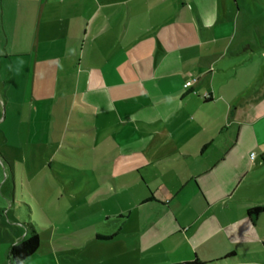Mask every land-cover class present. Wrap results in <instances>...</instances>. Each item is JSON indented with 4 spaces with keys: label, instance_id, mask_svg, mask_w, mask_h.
I'll return each mask as SVG.
<instances>
[{
    "label": "crops",
    "instance_id": "obj_1",
    "mask_svg": "<svg viewBox=\"0 0 264 264\" xmlns=\"http://www.w3.org/2000/svg\"><path fill=\"white\" fill-rule=\"evenodd\" d=\"M251 34L238 26L227 0H0L2 88L20 75L30 78L33 94L59 95L67 119L75 115L81 129L112 132L120 153H137L145 169L160 168L142 206L168 202L162 207L173 219L147 221L159 230L152 248L109 250L108 259L205 264L233 253L238 259L220 264L264 263V252L236 253L264 241L256 230L264 212L248 218L243 202L251 198L237 193L240 177L221 186L211 178L238 139H213L222 119L205 109L224 108L239 124L264 120V81L254 85L260 68L238 80L251 67L235 60L256 49L245 45ZM191 79L197 82L185 90ZM111 118L118 130L111 131ZM97 236L109 244L121 234Z\"/></svg>",
    "mask_w": 264,
    "mask_h": 264
},
{
    "label": "rangeland",
    "instance_id": "obj_2",
    "mask_svg": "<svg viewBox=\"0 0 264 264\" xmlns=\"http://www.w3.org/2000/svg\"><path fill=\"white\" fill-rule=\"evenodd\" d=\"M227 1L238 26L252 30L253 42L249 35L245 45L256 47L254 53L249 50L235 59L240 66L251 65L240 70L238 80L248 69L260 68L254 79L259 89L264 81V0H236L237 5ZM11 83L3 89L0 81V264H8V248L23 239V224H31L39 238L37 251L25 264H130L124 258L108 259V251L152 248L159 230L147 221L168 222L173 217L162 207L168 202L157 199L162 204L142 206L143 198L155 192L151 181L157 180L160 168L145 169L137 153H120L111 132L120 128L119 120L111 118V134L102 129L93 136L80 128L75 115L67 119L59 95L33 94L30 78L22 75ZM205 109L211 119H222L211 129L213 139L230 144L238 139L211 178L221 186L224 179L234 177L235 182L240 177L237 193L251 198L243 204L264 207V120L239 124L224 108ZM245 149L250 151L248 160ZM256 230L264 238V214ZM118 233L120 238L109 244L95 240L97 235ZM257 252H264V241L236 248L237 254Z\"/></svg>",
    "mask_w": 264,
    "mask_h": 264
},
{
    "label": "trees",
    "instance_id": "obj_3",
    "mask_svg": "<svg viewBox=\"0 0 264 264\" xmlns=\"http://www.w3.org/2000/svg\"><path fill=\"white\" fill-rule=\"evenodd\" d=\"M261 161L264 163V154L261 156ZM264 212V207H254L247 210L248 218L253 222ZM25 229L26 238L12 244L8 250L9 264H25V261L31 257L39 247V238L31 224H23ZM98 240H108L109 237L96 236ZM236 256L233 253L225 255L223 258L205 263V264H220L225 261L236 260ZM183 264H204L195 261L194 263H183Z\"/></svg>",
    "mask_w": 264,
    "mask_h": 264
},
{
    "label": "built area",
    "instance_id": "obj_4",
    "mask_svg": "<svg viewBox=\"0 0 264 264\" xmlns=\"http://www.w3.org/2000/svg\"><path fill=\"white\" fill-rule=\"evenodd\" d=\"M197 82L196 79H191L189 81H186L184 84H183V88L185 90H190L192 88V86ZM251 158H254V155L251 156Z\"/></svg>",
    "mask_w": 264,
    "mask_h": 264
}]
</instances>
